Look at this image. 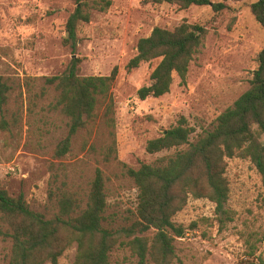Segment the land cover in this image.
Returning a JSON list of instances; mask_svg holds the SVG:
<instances>
[{
	"label": "rangeland",
	"instance_id": "1",
	"mask_svg": "<svg viewBox=\"0 0 264 264\" xmlns=\"http://www.w3.org/2000/svg\"><path fill=\"white\" fill-rule=\"evenodd\" d=\"M229 8L212 6L144 4L143 0H113L106 12L94 11L91 22L79 26L77 55L83 58V75L119 73L111 98L99 104L92 137L85 131L74 138L71 151L57 158L54 149L68 131L67 119L50 107L56 96L41 95L45 76L61 73L73 56L62 43L65 23L73 11L71 0H0V74L14 85L8 114L10 131L0 130V187L13 196L24 192L34 210L52 214V195L89 190L97 168L108 177L106 212L118 225L136 220L138 189L125 176L121 163L139 166L156 163L178 149L151 154L147 141L161 136L184 116L195 128L190 140L216 125L217 117L248 89L257 57L264 47V28L251 12L256 0H212ZM183 21L208 29L186 80L175 77L170 92L159 98H139L137 91L150 83L159 60L143 63L129 72L126 65L137 52L140 38L156 26L173 29ZM182 146L181 149L186 148ZM229 204L234 220L222 226L215 220L216 205L206 198L190 197L174 220L190 227L176 242L178 259L172 264H240L249 256L248 239L257 249L251 256L264 264V184L250 160L227 159ZM209 219V220H205ZM11 241L0 237V264H8ZM76 246L67 249L57 264H74ZM53 264V263H46ZM111 264H139L128 248L117 247ZM147 264H154L149 262Z\"/></svg>",
	"mask_w": 264,
	"mask_h": 264
},
{
	"label": "trees",
	"instance_id": "2",
	"mask_svg": "<svg viewBox=\"0 0 264 264\" xmlns=\"http://www.w3.org/2000/svg\"><path fill=\"white\" fill-rule=\"evenodd\" d=\"M73 11L65 23L63 45L73 56L58 74L45 76L41 95L54 89L56 96L50 107L67 119L68 131L54 149L57 158L71 151L74 138L85 131L92 137L99 118V104L111 98L119 73L115 66L109 75H83V58L77 55L79 26L92 21L94 11L106 12L113 0H71ZM144 4L176 5L186 10L193 5L212 6L216 12L229 8L212 0H143ZM251 12L264 28V0L251 4ZM208 29L198 23L183 21L173 29L156 26L150 35L139 39L136 54L126 69L131 72L143 63L159 60L150 75V83L137 91L139 98H159L170 92L175 77L186 80L195 55L201 50ZM257 67L252 71L250 85L216 120L213 129L195 141V132L186 117L161 136L147 141L151 154L178 149L174 155L156 163L141 162L139 166L121 163L125 176L138 189L136 220L118 225L106 212L109 207L108 177L97 168L89 190L82 195L62 191L52 195V214L31 208L24 192L13 196L0 187V237L11 241L8 264H57L63 253L76 246L74 264H111L117 247L128 248L139 264H172L178 259L176 242L190 227L174 220L190 197L206 198L215 203V220L226 226L234 220L231 209L230 182L226 176L227 159L250 160L264 184V47L258 54ZM14 85L0 74V130L10 131L16 119L8 114ZM186 148L181 149L182 146ZM205 220H209L204 218ZM248 239V258L240 264H257V244Z\"/></svg>",
	"mask_w": 264,
	"mask_h": 264
}]
</instances>
